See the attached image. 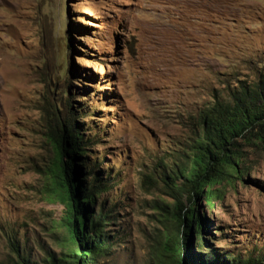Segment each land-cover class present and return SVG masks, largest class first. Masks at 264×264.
Instances as JSON below:
<instances>
[{"label": "rangeland", "instance_id": "1", "mask_svg": "<svg viewBox=\"0 0 264 264\" xmlns=\"http://www.w3.org/2000/svg\"><path fill=\"white\" fill-rule=\"evenodd\" d=\"M258 71L264 0H0V264L10 241L40 263L68 250L46 171L48 135L70 118L102 189L94 211L109 215L96 264H147L172 203L156 175L188 155L196 112ZM243 153V175L214 184L213 205L192 199L206 241L194 231L192 248L213 261L264 259V152Z\"/></svg>", "mask_w": 264, "mask_h": 264}, {"label": "trees", "instance_id": "2", "mask_svg": "<svg viewBox=\"0 0 264 264\" xmlns=\"http://www.w3.org/2000/svg\"><path fill=\"white\" fill-rule=\"evenodd\" d=\"M64 24L68 26L67 22ZM64 38L69 48L70 40L67 36ZM57 64L60 68L61 62ZM64 82L68 85L65 89L68 94L67 77ZM66 99L68 101L69 95ZM194 118L193 141L185 149L188 155L177 163L162 166L155 177L172 203L168 210L163 209V219L155 230L156 239L151 244L147 264H264L261 256L251 254L241 259L229 253L226 256L230 259L213 261L220 256L216 251L208 255L195 252L191 243L196 231L201 244L206 245L204 219L195 209L194 196H203L206 203L213 205L214 199L221 197L220 190L213 185L230 181L235 174L243 175L246 169L244 148L264 152V71L255 72L249 81L236 80L225 94L214 95L212 103L201 107ZM48 139L53 156L47 165L46 191L51 199L65 204L61 225L65 227L70 245L62 258L43 259L40 263L21 254L10 241L15 256L9 264H96L98 257L109 248L110 237L103 229L109 215L102 208L98 213L94 211L96 195L102 189L95 184L92 171H86L85 140L72 118L58 124ZM87 177L92 178L90 183Z\"/></svg>", "mask_w": 264, "mask_h": 264}]
</instances>
